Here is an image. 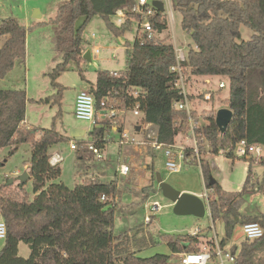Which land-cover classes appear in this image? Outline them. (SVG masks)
Segmentation results:
<instances>
[{"label":"trees","instance_id":"16d2710c","mask_svg":"<svg viewBox=\"0 0 264 264\" xmlns=\"http://www.w3.org/2000/svg\"><path fill=\"white\" fill-rule=\"evenodd\" d=\"M171 2L172 10L181 15L183 31L193 43L182 64L184 73L197 83L205 78L227 80L228 96L224 107L232 112V120L223 133L215 124V110L199 112L196 108L192 114L196 135L208 145L206 150L203 144L201 151L217 156L224 152L227 158H232V147L241 140L264 146V0ZM133 3L134 0H69L50 20L62 61L46 74L56 93L39 103H52L58 107L63 88L57 80L69 62L80 64L84 61L82 46L89 21L100 17L115 38H121L136 27L133 42L124 43L125 69L116 77L110 71H98L95 83L89 87L95 101L96 125L88 136L101 151L112 126L117 124L120 128L123 123L119 118H97V114L113 103L116 109L124 112L138 105L139 123L156 126L160 144H174L179 135L188 130L187 113L175 107L181 96L176 86L177 75L171 71L175 65L174 48L166 38L158 37L167 29V18L160 13L153 16V40L149 41L146 34H140L135 17L129 12ZM120 9L125 13V20L115 24L110 17ZM241 25L253 32L250 40L241 41ZM26 35V28L17 19L0 20V38H6L0 47V79L16 65L24 66ZM191 99L196 102V99L203 100V96L192 94ZM26 103L24 90H0V150H16L21 144H29L30 159L25 166L33 185V198L30 199L24 187L7 185L8 180L0 182V218L7 230L0 250V264H168V256L143 259L136 255L154 244L149 232L141 236V229H137L133 234L113 237L117 186L115 181L86 177L95 157L83 139L73 141L77 175L84 178L73 189L55 182L61 169L59 164H50L49 149L66 138L56 130L54 122L50 129L24 126ZM202 121L207 125H201ZM185 155V160L193 158L189 148ZM253 161L248 160L249 168ZM257 161L264 168V154ZM192 162L197 163L194 158ZM199 166L205 187L211 192L210 218L213 223L219 220L224 227L225 237L220 246L226 247L236 225L257 223L263 229V237L243 241L239 248L233 246L230 253L235 264H264V214L242 216L233 207L235 199L247 193L248 188L254 190V184H250V171L240 193H227L217 182L209 184L211 177L206 162L201 161ZM156 192L159 190L154 185L142 188V201ZM102 196L105 200H101ZM160 237L173 254L198 252L202 244L199 235ZM19 244L28 246L27 258L19 257Z\"/></svg>","mask_w":264,"mask_h":264},{"label":"rangeland","instance_id":"374dc122","mask_svg":"<svg viewBox=\"0 0 264 264\" xmlns=\"http://www.w3.org/2000/svg\"><path fill=\"white\" fill-rule=\"evenodd\" d=\"M67 1L69 0H0V20L15 18L27 30L25 65L23 67L16 65L4 79H0V90H24L27 98L25 119L28 127L50 129L54 122L56 130L66 138V141L52 146L49 152H58L63 160L59 164L61 175L55 182L63 183L66 187L73 189L84 177L77 175L75 151L70 150V142L75 139H72L70 134L73 129H78L84 131L86 136L83 138H87L88 133L93 128L88 122L77 120L74 117L76 96L81 92L88 91L90 84L95 82L98 71L116 70L120 72L125 69L126 48L124 43L126 41L133 42L136 27L133 26L132 31L127 32L121 38H115L108 31L100 17H93L85 28V43L82 46L83 53H90V61H83L80 64L68 63L66 71L57 80V83L63 88L60 107L52 103H39L40 100L56 93L51 87L46 74L61 63L62 56L56 49L54 28L50 20L55 17L58 8ZM35 11L42 15L40 20L33 19ZM172 12V24L167 20V29L158 34V37L166 38L173 48L182 50L186 55L189 48L193 47V43L181 27L180 13L177 11ZM117 19L116 14L110 17L111 22L115 24ZM79 24L80 22H78ZM92 35L95 36L93 41L91 39ZM252 35L253 32L249 28L241 25V41L250 40ZM5 39V37L0 38V47ZM95 45L100 48L98 55H92ZM219 80L227 86L226 79L212 78V84L207 86L215 96L209 102L196 99L193 104L194 107L196 106L195 110L198 109L199 112L203 109L218 111L225 108L224 100L228 96V91L226 88L221 92L216 91ZM206 88L200 82L192 85L190 91L197 96L206 92ZM99 114H97V118L101 120ZM123 122H126L124 125L131 133H134V125H140L139 119L133 117L131 112L125 113ZM200 124L207 125V122L202 121ZM105 137L113 140L106 143V149L101 160H95L94 158L91 163V172L86 177L99 179L103 182L115 181L116 183L118 193L114 200L116 209L114 210L112 227L113 237H119L125 233L133 234L137 229H141V236L145 235L143 233L149 232L154 244L136 253V255L143 259L155 255L168 256V264H179L180 256L171 253L168 246L162 241L161 235H191L195 229H198L200 230L202 243L200 249L209 245L210 243L206 242H212L215 236L219 242L223 240L225 237L224 227L219 220L213 223L208 213L203 218L175 215L172 203L162 196L156 183L157 176H160L164 183L181 194L194 196L201 194L203 196L206 191L208 195H211V192L205 187L199 164L187 162L182 166L179 173H170L165 168V159L161 151L153 154L151 150L147 151L142 146H138V148L134 145L120 147L117 144L118 135L115 132H108ZM141 137V134H135L134 136L138 140ZM212 156L215 158L217 155ZM218 156L220 158V155ZM225 158L214 160L213 167L215 169L209 170L210 177L213 179L223 177L230 184L229 186L233 187L227 189L235 190L238 186L242 188L246 179L245 161L242 159L233 161L232 158ZM29 159V144H21L16 150L11 148L0 150V182L14 179L11 186L16 185L17 181L15 179L25 172L23 167L27 165ZM122 164L128 165L130 168L127 176L118 174L119 166ZM252 171L255 175L250 174V184L254 183V190L251 191L248 188L247 193L238 197V202H242L239 209L242 216L264 214V170L262 166L253 165ZM18 173L20 174L18 175ZM254 176H256L255 180H253ZM149 184L154 185V188L158 189L159 192L151 195L149 199L143 202L141 189ZM23 187L29 194V198L32 199V181L28 179ZM152 202H158L161 206L154 213L149 212L145 207ZM238 202H236V207ZM146 217L150 218V225L145 224ZM243 241L244 235L241 226L236 225L226 247L227 249L232 246L239 248ZM3 244L4 241L0 240V250ZM29 253L27 245H19V257L27 258ZM260 257L263 258V256ZM226 264L229 263L226 262Z\"/></svg>","mask_w":264,"mask_h":264},{"label":"built area","instance_id":"2783aa9c","mask_svg":"<svg viewBox=\"0 0 264 264\" xmlns=\"http://www.w3.org/2000/svg\"><path fill=\"white\" fill-rule=\"evenodd\" d=\"M156 0H134V3L129 9V12L135 17V23L137 28L140 31V34H146V37L149 41L153 40L152 34V18L157 13V10L153 6V2ZM163 4L164 13L167 20L172 24V2L171 0H158ZM117 16V24H122L125 20V13L123 10H118L116 13ZM95 36L92 35L91 39ZM100 53L99 47H94L92 50V55H98ZM175 54V65L171 68L172 72H175L177 75L176 86L179 89V94L181 96V100L175 105L178 110H184L188 116V130L183 134L179 135L180 140L178 139L174 144L171 145H163L158 143V128L151 124H140L134 125L133 132L131 133L125 126H121L120 128L117 124H114V132L118 135L117 144L122 146L134 145L136 148L138 146H142L145 150H151L154 154L157 151H161L163 153L165 159V168L170 173H179L184 165L185 161L192 162L193 158L199 164L202 160L201 157L203 153L201 151V146L204 144L206 150L208 149V145L203 142V140L199 139V137L195 133L196 123L192 118V114L195 110L193 106L194 101L191 99V87L195 85L197 82L191 78L190 76L184 73L182 68V64L185 61L186 55L182 52V50L174 48ZM111 75L116 77L118 76V72H111ZM203 85H205L206 92L202 93L204 101H210L213 97V92L210 90L209 86L212 81L210 78H205L202 81ZM226 88V85L219 81L217 84L216 91H221ZM209 89V90H208ZM104 106V103H102ZM133 117H140L139 106L135 105L131 111ZM126 112L119 111L114 107V103L108 106L106 111L100 112L99 117L101 119H110L116 120L120 119L124 120V115ZM74 117L77 120L86 121L92 126L96 125L95 121V101L93 96L87 92H81L76 96L74 103ZM111 128V130H112ZM135 134H142V137L138 140L134 138ZM107 135V134H106ZM104 140L106 142L111 141L113 139L105 137ZM87 144V148L91 151L95 157V160L102 159L101 150L95 147V145L89 141V139L84 140ZM189 148L193 152V158H187L185 160V150ZM232 152V159H242L244 161L254 159L256 162L260 158H262L264 154V146L262 145H250L245 140L239 141L235 144ZM70 150H76L75 142L70 143ZM226 152H229L227 150ZM220 156L226 157L224 152H220ZM231 159V158H230ZM61 154L57 153L50 157V164L52 166L58 165L62 162ZM130 172V168L128 165H120L118 169V174L120 176H127ZM209 196L206 191L205 194L201 197L206 205V210L209 213ZM101 200H105V197L102 196ZM149 212L158 211L161 206L158 202H152L150 205L145 206ZM151 222L149 217L145 218V224H149ZM242 234L244 235V241L251 242L254 240H259L263 237V229L257 223H246L242 227ZM7 235L6 225L2 219H0V240H5ZM200 235V230L195 229L191 236ZM230 249L222 248L220 246V242L217 240L215 236L210 242L209 245L203 247L198 252L192 253H183L180 257L179 264H235L234 257L230 253Z\"/></svg>","mask_w":264,"mask_h":264},{"label":"water","instance_id":"95a60500","mask_svg":"<svg viewBox=\"0 0 264 264\" xmlns=\"http://www.w3.org/2000/svg\"><path fill=\"white\" fill-rule=\"evenodd\" d=\"M154 8L157 10V13L163 14L164 8L163 4L158 0L153 2ZM41 15L38 11H35L33 14V19L39 20ZM82 59L84 61H90V53L86 52L82 55ZM232 120V112L227 109H219L216 111L215 115V124L223 133ZM84 136V131L73 129L70 137L72 139H80ZM29 179V174L27 172H23L19 175L15 180L17 181V185L19 187H23ZM14 183V179H9L7 185H12ZM156 183L158 184V188L162 193V196L169 200L173 205V213L177 216H192L195 218H203L206 215V205L201 197L194 196L191 194H181L175 191L171 186L164 183L160 176H157ZM215 180L213 178L210 179L209 184L213 185Z\"/></svg>","mask_w":264,"mask_h":264},{"label":"crops","instance_id":"0c3cea01","mask_svg":"<svg viewBox=\"0 0 264 264\" xmlns=\"http://www.w3.org/2000/svg\"><path fill=\"white\" fill-rule=\"evenodd\" d=\"M41 18H42V15H41ZM40 18V19H41ZM39 19V20H40ZM94 39V38H93ZM93 39H92V41H93ZM96 46V45H95ZM96 47H98V46H96ZM84 54V53H83ZM25 65V64H24ZM110 72H117L116 70H113V71H110ZM95 83V82H94ZM93 83V84H94ZM88 91H89V89H88ZM137 119V118H136ZM126 121V120H125ZM126 122H123L122 123V125L123 126H125L124 124H125ZM23 125H25L26 127H28V123H27V121H26V119H25V121L23 122ZM114 127L112 128V130L110 131L111 133H114ZM142 135V134H141ZM86 136V134L84 133V136L83 137H85ZM82 137V139L83 140H86V139H89V136L87 137V138H83ZM71 142H74L73 140L71 141ZM70 142V143H71ZM106 146V145H105ZM105 149H106V147H104V149L101 151V153H102V156H103V153H104V151H105ZM50 153V152H49ZM58 152H55V153H50V155L52 156V155H54V154H57ZM142 153V152H141ZM217 159H226L225 157H222V156H220V158H219V156H216L215 158H213V156L212 155H210V154H203L202 155V157H201V160L202 161H204V162H206L207 164H208V168H209V170L211 171V170H214L215 169V167H213L214 165H213V163H214V160H217ZM233 160V159H232ZM209 161V162H208ZM233 161H235V160H233ZM257 166V167H261V165L258 163V162H252V164L250 165V168H249V163L247 162V161H245V164H244V172H245V174H246V176H245V178H247V174H248V171H250V174H254L255 175V173L252 171V166ZM27 166H24L23 167V170L25 171V172H27ZM61 169V168H60ZM263 170H264V168H263ZM264 172V171H263ZM20 173H18V175H19ZM216 179H214L215 180V182H217L218 183V185L221 187V189L224 191V192H227V193H240L241 192V190H242V188L240 187V186H238L235 190H231V189H227V188H233V187H230L229 185V183L223 178V177H215ZM251 179V178H250ZM256 179V176H254L253 177V180H255ZM263 181H264V179H263ZM241 184V183H240ZM254 183L252 182V185H253ZM150 185V184H149ZM146 187V186H145ZM243 187V186H242ZM144 188V187H143ZM234 191H236V192H234ZM197 196H199V197H202L201 196V194L200 195H197ZM239 201V198H236L235 199V201H234V203H233V207L235 208V209H237V211L239 212V209L241 208L240 206H241V204H242V202H238ZM236 202H238V205H237V207H236ZM206 213H208L207 212V210H206ZM209 214V213H208ZM210 216V215H209ZM1 219V218H0ZM146 225H150V223L149 224H146ZM200 236V235H199ZM200 240H201V238H200ZM206 243H210V241L209 242H206ZM20 245V244H19ZM229 247V246H228ZM233 247V246H232ZM231 247V248H232ZM226 249H227V247H225ZM18 251H19V246H18ZM182 254L183 253H180L179 254V256L181 257L182 256Z\"/></svg>","mask_w":264,"mask_h":264}]
</instances>
